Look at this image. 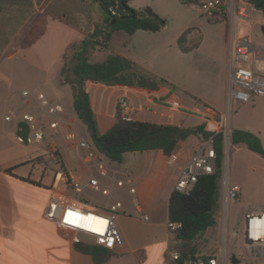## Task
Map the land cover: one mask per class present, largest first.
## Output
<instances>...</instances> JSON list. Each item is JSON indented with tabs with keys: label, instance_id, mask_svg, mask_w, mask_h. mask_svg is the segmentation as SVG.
<instances>
[{
	"label": "crops",
	"instance_id": "obj_1",
	"mask_svg": "<svg viewBox=\"0 0 264 264\" xmlns=\"http://www.w3.org/2000/svg\"><path fill=\"white\" fill-rule=\"evenodd\" d=\"M89 2L0 0V60L6 54L13 57L20 52L21 41L30 33L41 32V28H53L62 36L61 40H51L56 35L49 33L48 40L45 39L43 44L39 43L33 48V52L42 54L43 58H40L47 61L40 66L39 79L43 90L35 88L28 92L33 95L40 92L49 102L61 106L59 117L63 129L67 127L66 123L73 125V117L80 123L72 108L70 88L62 84L59 76L63 55L70 45L82 41L85 34L101 23V18L94 13ZM128 6L134 11H140L148 7V3L146 0H131ZM253 10L259 14L261 23L258 19L250 21L263 24L260 11ZM222 23L225 27L229 25ZM87 25L89 29L84 31ZM182 32L167 34L165 28L156 33L138 30L131 36L124 34L126 37L120 39L119 49L111 46L113 34L103 54L98 49L87 53L89 61L102 55L98 61H90L92 63L102 62L110 55L127 58L140 71L168 83L155 91H148L85 82L84 90L100 134L114 124L116 105L122 97L132 107V112L127 115L131 120L183 127L205 124L209 131L213 130L211 125L214 122L227 121L229 124L226 113L231 29L229 35L225 31L211 39L202 34L198 48L186 54L181 53L176 46ZM193 55H199L197 64L185 65L183 57ZM205 62L210 64L212 71L215 70L214 82L209 87V93H192L186 85L178 82V78L185 76L188 80L189 76H193L199 80ZM259 69L264 74V66L261 65ZM0 85H3L1 77ZM175 88L180 90L184 98L174 92ZM22 91L26 90L9 96L0 90V264H177L170 254L177 252L180 241L167 228L168 203L174 184L201 144L200 139L192 136L180 142L169 157L159 150L126 153L120 163L112 162L104 156L101 168L94 166L93 160L97 158H88L85 152L81 153L79 148L70 144L69 147L76 151L77 169L72 171L66 163L64 166L72 182L82 186L78 198L80 204L99 212H106L117 201L122 205L114 216L121 243L114 250H108L110 257L107 261L96 263L91 255L76 249V244L71 240V232L59 229L44 217L48 200L53 194L61 193L70 200L73 193L61 182H56L54 175L40 171L47 153V144L51 149L49 142L25 151L22 142L16 137L18 118L22 113H31L32 110L24 109L28 97L21 96ZM32 98L38 105L35 98ZM173 104L177 107H173ZM6 117L10 120L6 121ZM36 117L44 125L49 122L42 110ZM81 140L91 142L86 129L85 138ZM222 153L224 155L223 148ZM62 159L67 160L63 156ZM8 169L10 173L6 172ZM89 178L96 179L97 185L89 186ZM130 188H134L133 194L129 193ZM137 207L148 218L146 221L139 217ZM80 239V243L92 244L84 236H80Z\"/></svg>",
	"mask_w": 264,
	"mask_h": 264
},
{
	"label": "trees",
	"instance_id": "obj_2",
	"mask_svg": "<svg viewBox=\"0 0 264 264\" xmlns=\"http://www.w3.org/2000/svg\"><path fill=\"white\" fill-rule=\"evenodd\" d=\"M98 5V11L91 5L94 13L103 11L101 23L83 36L82 41L70 45L62 58L59 76L62 84L68 85L72 95V108L77 119L84 125L87 134L99 153L108 160L120 163L126 153L159 150L169 157L180 142L192 136H200L206 140L213 136L214 149L217 156L215 170L210 175L199 176L187 194L173 191L168 203V220L178 223L180 227L174 232L180 241L177 250V264H183L189 257L197 253V243L203 233L216 226L214 210L219 198L218 181L221 176L220 163L222 160V136L214 134L205 128V124L193 127L177 125L155 124L146 121L128 119L119 104L116 105L115 122L103 134L98 132L88 95L84 90L85 82H93L105 86H126L148 91H155L166 81L154 75H148L139 70L138 66L127 58L110 55L102 62L92 63L87 53L91 50H107L112 35L123 32L131 36L141 30L156 33L166 26L165 20L160 18L150 8L141 10V17L129 15L128 3L131 0H121L122 13L119 18H111L108 4L102 0H91ZM182 4H201L205 0H179ZM207 17L208 23H222L227 20L223 11ZM237 5L246 4L260 11L263 24L260 33L264 40V0H235ZM134 11V10H133ZM134 13H137L134 11ZM115 20L113 24L111 21ZM202 40V33L198 28L186 29L180 34L176 46L181 53H189L198 48ZM231 145H244L250 152L264 159V149L258 138L249 131L232 130ZM61 165H63L61 163ZM10 173V169L6 170ZM76 249L92 256L94 262L102 263L108 260L110 252L92 244H76Z\"/></svg>",
	"mask_w": 264,
	"mask_h": 264
},
{
	"label": "built area",
	"instance_id": "obj_3",
	"mask_svg": "<svg viewBox=\"0 0 264 264\" xmlns=\"http://www.w3.org/2000/svg\"><path fill=\"white\" fill-rule=\"evenodd\" d=\"M102 1L108 4L111 18L120 17L122 13L121 0ZM247 6L246 4L237 5L235 0H228L225 5V13L231 26L227 84L228 115L226 113V117L229 116L231 108L235 105L249 103L253 96H264V74H261L259 69L264 63V46L256 43L251 33L243 32L244 27L254 26V22H251L248 18ZM222 7L223 3L221 0H205L197 5V10L209 18L213 17L215 13L221 12ZM29 95L35 98L40 110L49 118V122L45 126L33 114L29 112L22 113L18 121L25 122L28 125L27 144L36 145L49 142L51 149H54L59 129L62 127V121L59 117L62 112L61 106L49 102L40 92L34 95L28 91L21 92V96L25 98ZM117 104L122 108L126 117L132 112V107L124 97L120 98ZM173 107H177V105L173 104ZM5 120L9 121L10 118L6 117ZM214 124L215 128L212 132L221 134L222 143H225L226 140L230 141L231 130L227 121L214 122ZM196 137L200 139L201 144L178 176L173 191L187 194L199 176L210 175L215 170L217 156L213 146V136L206 140H202L200 136ZM64 140L77 148L85 149L88 158H97V160H93L95 161V167L101 168L103 166L104 155L97 151L92 142L81 140L76 132H66ZM54 179L70 189L73 193V198L68 200L61 193L53 194L46 206L45 219L53 222L59 229L71 232L73 234L71 240L74 244L80 243V236H84L90 239L95 246L109 251L114 250L121 243L114 221L115 214L122 207L121 203L117 201L111 204L106 212L84 208L78 200L82 191L80 184L72 182L69 174L65 171L57 172L54 175ZM127 184L130 185V182L127 181ZM88 185L91 187L96 186L97 180L89 178ZM128 191L133 194L134 188H130ZM223 194L225 208L229 203L236 202L240 197L239 187L229 183L227 173L224 177ZM136 211L142 220L146 221L148 219L141 214L138 207ZM240 225L243 226L240 235L242 246L248 256L251 259L264 260V209L249 210L244 208L243 213L238 212L231 230L226 227V218L223 219L221 243L216 249L208 254H194L183 264H227L231 257L233 243L239 236L238 226ZM179 227L178 223L167 222V228L172 233ZM227 239L231 242L230 246L227 245ZM170 256L174 261H177L179 257L177 252H172Z\"/></svg>",
	"mask_w": 264,
	"mask_h": 264
},
{
	"label": "rangeland",
	"instance_id": "obj_4",
	"mask_svg": "<svg viewBox=\"0 0 264 264\" xmlns=\"http://www.w3.org/2000/svg\"><path fill=\"white\" fill-rule=\"evenodd\" d=\"M146 1L148 3V8H150L160 18L165 20V32H167V34H174L180 30H183L184 32L188 28L195 27L198 28L208 39L215 38L223 32L225 33V31L226 33L228 32L229 35L231 26L228 25V27H225L224 23H208L207 17L197 10L198 4L196 3L182 4L179 0ZM227 1L228 0H226L225 5L227 4ZM89 4L98 11L99 7L97 4L93 3L91 0ZM247 10L249 20L256 21V19H258V21H260L259 23H261V19L258 18V13L248 6ZM135 11L138 13L141 10ZM223 11L225 12V8ZM98 13L101 17L104 15L103 11H99ZM226 18L227 20L225 22L228 23L229 18L227 15ZM259 23L257 24L254 22V26L244 27L243 32L251 33L254 41L264 46V40L260 33V26L262 24L260 25ZM88 29L89 26L87 25L84 31H87ZM49 33H51L52 36L54 33L56 35V38L52 37L53 39L51 40H61L62 36L53 28H41V32H36L35 34L30 33V35L26 36V38L21 41L20 52L14 54L13 57L8 54L2 57L0 60V77L3 81V85H0L1 91L9 94V96H13L23 89L26 91H32L35 88L43 90L39 79L41 76L40 66L43 62H46L47 59H41L43 58V55L38 52H33V48L39 43L43 44L45 39L48 40ZM125 37L126 36L123 32H115L113 35L114 41L111 46L119 49L118 43L121 38ZM104 51L105 50H102L101 54H103ZM101 54L98 58H91L90 61H98L102 57ZM198 56L199 55H197V57H194V55L192 57L184 56L185 65H196ZM262 66H264V63ZM214 71H212L210 64L205 62V65L201 68L202 77L199 78V80H195L193 76H189L188 80H186L185 76H182L178 78V82L181 85H186L192 93H209V87L212 82H214L216 75ZM191 74L193 73L191 72ZM174 92L178 94L180 98H184L183 94L180 93V90L177 88H175ZM24 109H32L31 113L34 116H38L40 112L38 105L32 98V95L28 96V102ZM72 119V126L67 125L66 123L67 127L64 129L61 127L59 129L58 140L55 142V148L50 149L47 144V153L45 155L44 164L40 167L41 173L55 175L60 171L66 172L64 166L65 163L72 171L77 169L78 160H75L76 151L74 148L69 147L70 144L64 140V134L66 132H76L80 139H84L85 127L83 124L77 123L74 117ZM45 126H47V123ZM228 127L230 130L251 132L258 138L262 148L264 149V96H253L249 103L239 104L232 107L229 114ZM211 128L214 129L215 124H212ZM225 143H222L224 155L221 161V176L218 181L220 194L217 203L220 208L214 210V216L217 220V224L214 228L205 231L201 238L196 241L198 250L196 254H208L219 246L221 242V228L224 218H226L227 229L231 230L239 211L243 213L244 208L252 210L257 209V207H264V159L250 152L244 145L239 144L237 146L230 147V141L226 140ZM38 145L39 144L25 145L21 143V146L25 149V151L31 150V148L37 147ZM79 150L81 153L85 152V149L83 148H79ZM62 156L67 160H63ZM41 160L43 161V158H41ZM61 163L63 165H61ZM226 173L229 178V183L239 187L240 197L236 202L229 203L225 208L223 184ZM238 229L239 236L233 243L231 257L227 264H232V257H235L239 261L238 264H264V260L251 259L248 256L242 246V239L240 236L243 226H238ZM227 245H231L229 239H227Z\"/></svg>",
	"mask_w": 264,
	"mask_h": 264
},
{
	"label": "water",
	"instance_id": "obj_5",
	"mask_svg": "<svg viewBox=\"0 0 264 264\" xmlns=\"http://www.w3.org/2000/svg\"><path fill=\"white\" fill-rule=\"evenodd\" d=\"M128 12H129L130 17H134V16L141 17L142 16L141 12L134 13V11L132 9H130ZM114 22H115V20H112L111 24H113ZM28 131H29V128L25 122H19L16 125L15 135L25 145L27 144ZM231 262H232V264H238L239 263V261L235 257H232Z\"/></svg>",
	"mask_w": 264,
	"mask_h": 264
}]
</instances>
